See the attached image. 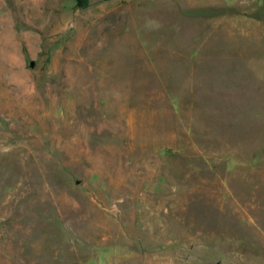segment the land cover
<instances>
[{
  "label": "rangeland",
  "instance_id": "obj_1",
  "mask_svg": "<svg viewBox=\"0 0 264 264\" xmlns=\"http://www.w3.org/2000/svg\"><path fill=\"white\" fill-rule=\"evenodd\" d=\"M0 264H264V0H0Z\"/></svg>",
  "mask_w": 264,
  "mask_h": 264
},
{
  "label": "trees",
  "instance_id": "obj_2",
  "mask_svg": "<svg viewBox=\"0 0 264 264\" xmlns=\"http://www.w3.org/2000/svg\"><path fill=\"white\" fill-rule=\"evenodd\" d=\"M78 1H81V0H78Z\"/></svg>",
  "mask_w": 264,
  "mask_h": 264
}]
</instances>
